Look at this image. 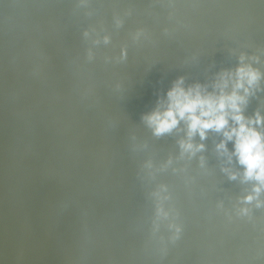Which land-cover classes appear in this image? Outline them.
Wrapping results in <instances>:
<instances>
[{"label":"water","instance_id":"95a60500","mask_svg":"<svg viewBox=\"0 0 264 264\" xmlns=\"http://www.w3.org/2000/svg\"><path fill=\"white\" fill-rule=\"evenodd\" d=\"M242 66L264 143V0H0V264H264L235 137L147 119Z\"/></svg>","mask_w":264,"mask_h":264},{"label":"clouds","instance_id":"9594fccd","mask_svg":"<svg viewBox=\"0 0 264 264\" xmlns=\"http://www.w3.org/2000/svg\"><path fill=\"white\" fill-rule=\"evenodd\" d=\"M230 77L231 74H225L217 82L218 95L215 93L202 95L199 86L185 91L180 87L182 80L177 82L176 86L168 92L169 103L166 110L157 111L147 119L149 124L154 126L157 135L170 131L178 124L179 120H185L188 125L189 141H182L181 147L184 151L193 154L203 148L202 144L194 146L190 142L191 137L197 131L201 139L205 138V130L208 129L217 132L223 131L227 140H232L235 137L236 155L239 157L240 163L246 165L245 179H255L259 182L258 186L254 187V192L258 194L261 187H264V143H262L261 134L250 125L260 123L261 118L257 113L255 121L249 120L245 123L244 117L240 114V105L246 102V97L258 80L259 73L251 66L238 68L232 91L228 93L225 89L228 87ZM240 89H243L244 95L239 94L238 90ZM229 116L237 126L228 128ZM217 147L226 151L223 141ZM231 178L235 179V175L233 174ZM253 199V195L245 197L248 202Z\"/></svg>","mask_w":264,"mask_h":264}]
</instances>
